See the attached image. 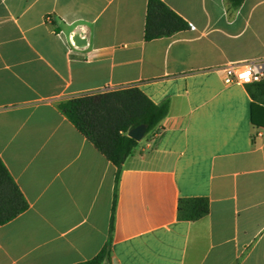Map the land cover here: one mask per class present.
<instances>
[{
    "label": "crops",
    "instance_id": "1",
    "mask_svg": "<svg viewBox=\"0 0 264 264\" xmlns=\"http://www.w3.org/2000/svg\"><path fill=\"white\" fill-rule=\"evenodd\" d=\"M188 28L144 39L147 0H0V158L28 202L0 264H264L263 105L222 67L264 60V0H162ZM75 38V45L71 43ZM137 86L168 102L116 167L58 108ZM209 212L178 218L180 198Z\"/></svg>",
    "mask_w": 264,
    "mask_h": 264
},
{
    "label": "trees",
    "instance_id": "2",
    "mask_svg": "<svg viewBox=\"0 0 264 264\" xmlns=\"http://www.w3.org/2000/svg\"><path fill=\"white\" fill-rule=\"evenodd\" d=\"M188 27V23L162 0H147L145 40L168 36ZM246 90L252 99L263 105L264 126V78L246 84ZM58 108L116 167L109 224L111 231L122 163L133 153L138 144V141L128 136L127 132L139 124L146 126L144 135L157 130L168 112V102L155 103L137 86L130 85L72 96L61 101ZM27 207V200L0 158V225L11 220ZM208 212L209 202L206 197L178 200V218L180 219L196 220ZM109 246L110 237L95 257L74 264H108Z\"/></svg>",
    "mask_w": 264,
    "mask_h": 264
},
{
    "label": "built area",
    "instance_id": "3",
    "mask_svg": "<svg viewBox=\"0 0 264 264\" xmlns=\"http://www.w3.org/2000/svg\"><path fill=\"white\" fill-rule=\"evenodd\" d=\"M72 45L75 40L71 37ZM223 80L225 83L248 84L264 78V60L231 63L222 67Z\"/></svg>",
    "mask_w": 264,
    "mask_h": 264
},
{
    "label": "water",
    "instance_id": "4",
    "mask_svg": "<svg viewBox=\"0 0 264 264\" xmlns=\"http://www.w3.org/2000/svg\"><path fill=\"white\" fill-rule=\"evenodd\" d=\"M73 39L76 41L75 38H73ZM145 130H146L145 124H139V125L131 128L130 130H128L127 135L134 138L135 140L139 141L144 136Z\"/></svg>",
    "mask_w": 264,
    "mask_h": 264
}]
</instances>
